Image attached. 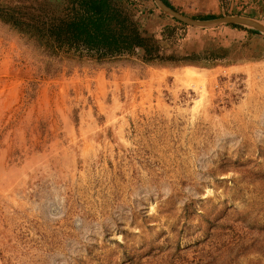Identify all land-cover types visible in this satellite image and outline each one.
I'll return each mask as SVG.
<instances>
[{"label":"rangeland","instance_id":"374dc122","mask_svg":"<svg viewBox=\"0 0 264 264\" xmlns=\"http://www.w3.org/2000/svg\"><path fill=\"white\" fill-rule=\"evenodd\" d=\"M131 1L166 54L201 58L57 50L33 27L67 0H0L24 21L0 17V264H264V34ZM168 1L264 22V0Z\"/></svg>","mask_w":264,"mask_h":264},{"label":"trees","instance_id":"16d2710c","mask_svg":"<svg viewBox=\"0 0 264 264\" xmlns=\"http://www.w3.org/2000/svg\"><path fill=\"white\" fill-rule=\"evenodd\" d=\"M164 2L174 8L168 0ZM131 0H67V5L60 15L52 16L42 27H33L42 38L52 42L57 50L79 52L98 61H106L127 54H135L142 49L145 62H189L195 64L200 54H166L158 41L146 35L139 21L130 13L133 9ZM15 7L0 8V17L9 16L15 27L23 30L22 17L15 15ZM221 16L193 17L211 19ZM179 21V20H178ZM181 22V21H180ZM185 25L183 22H181ZM28 24V23H25ZM232 28L245 29L260 35L255 29L241 25ZM208 56L214 61L222 59L219 51H211ZM215 63V62H214Z\"/></svg>","mask_w":264,"mask_h":264},{"label":"water","instance_id":"95a60500","mask_svg":"<svg viewBox=\"0 0 264 264\" xmlns=\"http://www.w3.org/2000/svg\"><path fill=\"white\" fill-rule=\"evenodd\" d=\"M156 4L162 9L166 14L176 18L177 20L183 22L186 25L199 27V28H215L222 25H241L244 27H249L251 29L258 30L264 34V22L257 20L255 18L243 16V15H226L211 19H196L193 17L186 16L179 13L174 8L168 6L164 0H155Z\"/></svg>","mask_w":264,"mask_h":264},{"label":"bare ground","instance_id":"6f19581e","mask_svg":"<svg viewBox=\"0 0 264 264\" xmlns=\"http://www.w3.org/2000/svg\"><path fill=\"white\" fill-rule=\"evenodd\" d=\"M199 74H200V70L198 69V67L193 65L187 68V76L190 79L196 80L197 77L199 78L200 76Z\"/></svg>","mask_w":264,"mask_h":264},{"label":"crops","instance_id":"0c3cea01","mask_svg":"<svg viewBox=\"0 0 264 264\" xmlns=\"http://www.w3.org/2000/svg\"><path fill=\"white\" fill-rule=\"evenodd\" d=\"M169 2V1H168ZM170 3V2H169ZM171 4V3H170ZM172 5V4H171ZM173 6V5H172ZM174 7V6H173ZM174 9H176L175 7H174ZM206 16H209V15H206Z\"/></svg>","mask_w":264,"mask_h":264}]
</instances>
